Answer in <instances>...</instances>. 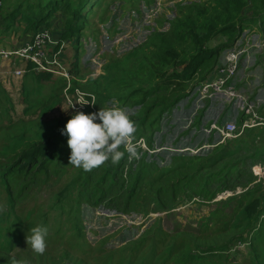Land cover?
I'll use <instances>...</instances> for the list:
<instances>
[{"label":"trees","instance_id":"trees-1","mask_svg":"<svg viewBox=\"0 0 264 264\" xmlns=\"http://www.w3.org/2000/svg\"><path fill=\"white\" fill-rule=\"evenodd\" d=\"M124 1L135 5L140 0ZM16 4L3 16L5 23L0 37L3 31L18 26L17 21L24 23L21 31L25 34L35 33L42 26L49 27L50 16L62 4L66 19L60 39L66 41L67 38H76L79 43L82 27L89 22L88 7L99 8L102 3L101 0H16ZM111 5L105 9L101 22L111 19ZM181 10L180 16L169 20L166 31L154 28L143 43L122 57H115L110 61L101 80L90 79L96 86L94 93L98 108L111 100L112 104L115 102V106L135 110L128 114L136 127L134 140L144 138L148 150L139 149V155L131 158L125 152L117 164L105 161L91 171H84L69 164L67 138L60 132L72 111H66L64 116L60 113L62 115L54 122L39 124L24 119L14 121L11 118L9 125L0 126V191L5 192L8 204L4 211L0 209L2 264H16L12 252L29 216L23 219L15 213L17 203L12 187L30 174H35L36 178L46 175L47 179L42 180H54L52 187L54 183L59 185L54 205L58 209L69 207L75 213L74 216V213L69 215L68 212L69 216H65L67 221L74 223L76 241L73 246L81 249L89 246L83 239L78 215L79 212L82 215L85 207L92 210L102 207L115 209L123 214L169 212L185 200H190L192 189L196 188L197 193L202 195V200L210 201L222 190H230V180L234 184L231 189L241 185L244 187L239 192L242 195L236 197L237 200L240 197V201L229 222V231L234 229L235 233L225 238V241L206 245L203 242L207 238L196 237L187 234L188 232L169 235L158 226L142 232L132 241L134 245L128 250L142 245L143 249L147 245L155 248L154 235L158 232V235L166 238L169 246L159 259L162 262L160 264H165L166 261L170 264H202L205 259L227 255L224 252L232 244L238 243L249 244L252 255L249 264H264V186L257 183L249 187V183L256 180L251 167L257 161L264 162V148H258L261 141L253 143L260 132L264 133V126L248 129L245 134L224 143L214 141L212 137L206 142L200 141L196 149L206 144L212 147L207 150L202 148L200 153L173 154L169 164L154 151L162 148L164 143V137L156 135L162 131L161 122L165 117L171 116L174 108L189 96V89L207 78L219 64L222 52L233 46L247 28L260 27L264 33V0L192 2L180 7ZM162 25L163 22H160V26ZM169 65L175 69L169 71ZM179 67L182 69L179 70ZM64 86L63 79H53L49 72H27L21 85L25 104L23 114L36 108H44V112L54 109L55 104L61 102L59 93ZM195 119L181 136H185L193 127L198 128L200 118L197 116ZM253 131L257 132L252 133ZM244 139L254 147L250 153L245 151L246 147L241 146L242 144L228 152L226 146L229 143L236 140L246 143L242 141ZM262 139L264 140V136ZM243 149L246 153L244 155ZM157 157L159 159L156 160ZM210 179L212 181L208 182ZM242 196L245 200H242ZM66 210L64 208L63 214ZM31 216L33 217L32 213ZM47 216L46 213L45 221ZM211 216H215L214 211L207 218L210 219ZM220 233L216 229L211 236L216 237ZM106 241L105 239L100 243L104 250H107L104 245ZM166 242L162 244L165 245ZM89 244L93 246L91 242ZM113 249L115 247L112 246L110 250ZM64 251L68 254L69 249ZM164 257L168 259L163 262ZM225 260H228V256ZM126 264L132 263L127 260Z\"/></svg>","mask_w":264,"mask_h":264},{"label":"rangeland","instance_id":"rangeland-1","mask_svg":"<svg viewBox=\"0 0 264 264\" xmlns=\"http://www.w3.org/2000/svg\"><path fill=\"white\" fill-rule=\"evenodd\" d=\"M95 1L90 0V2ZM207 1L209 0H140L134 5L124 0H101V7H88L89 22L84 28L82 27L78 39L79 43L75 40L76 38H67L66 41H62L66 44L67 50H65L70 60L69 65L66 64L67 61L64 59L61 60V63L63 65L66 64L67 67L69 66L68 71L73 75L79 69L76 77L81 79L82 82H76L75 85L94 93L95 84L90 79L101 80V76L106 73V66L110 61H113L115 57H122L123 54L143 43L147 35L153 32L154 28L158 27V30L166 31L169 27V20L180 16L183 10L180 11V7L192 2L206 3ZM16 5V0H1L0 31L4 29L3 25L5 22L2 20L4 14L9 13ZM109 5H111V19L101 22V17ZM27 8L23 7V9ZM49 19L50 25L48 28L53 32L54 36L60 37L64 32L66 19L62 4ZM160 22H163L162 26H160ZM17 25L8 31H3V35L0 37V51L6 53L17 49L32 38L33 33L25 34L21 31L24 25L23 22L17 21ZM244 31L235 41L234 45L237 44L236 46L239 47L249 44L250 51L239 64L236 82L242 83L239 86L240 89L247 91L246 93L255 95V99H252V102L263 103L257 104L260 110L264 105V33L260 27L247 28ZM255 33H258L260 36ZM96 36L97 39L95 38ZM163 45L168 46V44ZM10 63L11 60L6 55L0 54V126L3 124L9 125L11 118L14 121L24 119L39 124L54 122L57 117L62 115L60 113H63L64 116L66 111H70L67 105L61 101L57 102L55 108L52 110L44 112V108H36L27 114H23L25 104L23 103L21 94V85L25 74H15ZM21 65L22 63L19 60H15V68ZM168 69L172 71L175 68L169 65ZM181 69L182 67H179V70ZM55 77L58 79L59 76ZM47 85L49 86V84ZM196 85L191 89L193 96L198 94ZM62 93L63 89L59 93L60 100ZM191 100L190 98L183 99L178 104V107L174 108L173 114L165 117V120L161 122L162 131L156 134L159 137H164L163 147H165V149L156 153L167 164L170 163V157L173 154L194 153L192 152L193 150L196 153L201 148L196 149L200 141L206 142L211 137L214 141H221L218 135L209 136V134L204 132V126L206 125L204 121H208L211 117L215 118V116L219 124L229 119L233 120L234 113H237L241 105V102L235 103L229 99H224V102L217 104V99H214L210 107L200 118L198 128H192L184 134L185 136H181L185 128H190L185 127V124L189 125L192 119L191 114L194 109L189 113L190 105L193 104ZM193 105L201 107V104L195 102ZM110 106H115L111 103V100L100 105V107ZM98 109L97 107L96 110ZM135 109H138V107H135ZM125 110L128 114L135 111L131 107H127ZM205 115H208V117ZM255 132L257 131H253L252 133ZM262 136H264V133L260 132V135L253 140V143L261 141L258 147L261 150L264 148ZM242 141L246 143H239V140L229 143L226 146L228 152L242 144L241 146L246 147L245 151L250 153L254 147L245 139ZM184 145L188 146L190 150L184 152L175 151ZM204 149L210 148L204 147ZM245 151L244 149L242 150V155H244ZM197 153H200V151ZM157 159L159 158L157 157ZM256 164L258 166L256 167L257 170L264 167V162L257 161ZM252 172L255 176L256 172ZM43 178L47 179L46 175L43 176L42 174V176H38L37 178L35 174L25 175L18 184L15 183L12 187L17 203L15 213L21 215L23 219L29 216L25 220V227L19 233V242L15 244L14 251L12 252L16 264H126L127 260H130L132 264H160L162 262H159V259L169 249L164 236L158 235V232L155 233V248H150L147 245L143 249L142 245L128 250L134 245L132 241L145 230L161 226V231H165L169 235L188 232L187 234H192L196 237L207 238L203 242L206 245L221 243L225 241V238L235 233L234 229L229 231V222L235 212L234 209L238 207V201H240V197L238 200L236 197L242 195L239 192L241 193L244 187L241 185L231 189L234 187V184L229 180L228 186L230 190H222L210 201L202 200V195L198 194L196 188H194L190 191V196H192L190 200H185L177 208L169 212L151 211L148 214L132 212L125 213L126 215H118L115 212L119 211L115 209L109 211L107 208L102 207L92 210L85 207L82 215H80V212L78 215L82 224L83 239L87 241L89 246L81 249L73 246L76 241L75 233L73 232L74 223L67 221L65 216H69L74 212L69 207H64L67 210L63 214L64 208L58 209V206L54 205L56 199L55 193L58 191L59 185L56 186V183H54L52 187L51 184L54 180L48 179L44 181L42 180ZM244 179L246 180V178ZM257 180L256 178L255 181L249 183V187L262 183L257 182ZM210 181L212 179L208 180V182ZM12 184L13 181L11 182ZM2 191H0V209L4 211V209L8 208V204L5 197L6 194ZM244 196H242V200H245ZM213 211L215 212V216H211L208 219V215H211ZM46 213L48 214L47 221L44 219ZM205 218L208 220H205ZM29 223L32 224L30 225ZM37 224H43L48 228L46 248L43 254L34 253L26 243V236L30 235V229ZM216 229L221 231V233L216 237H212L211 234ZM105 239L107 241L104 245L107 250L102 249V245L100 244ZM88 242H91L93 246ZM163 242H166L165 245L167 246L162 244ZM112 246L115 249L110 250ZM64 249H69L68 254ZM229 249L224 252L227 255H221V258L217 256L205 259L202 264H249L251 262L252 255H250L248 243L232 244ZM160 254L162 255L160 256ZM133 255L135 257H132ZM225 256H228L227 261L225 260ZM165 259L168 258L164 257L163 262ZM210 261L213 262L211 263ZM0 264H2L1 261ZM165 264L170 263L166 261Z\"/></svg>","mask_w":264,"mask_h":264},{"label":"built area","instance_id":"built-area-1","mask_svg":"<svg viewBox=\"0 0 264 264\" xmlns=\"http://www.w3.org/2000/svg\"><path fill=\"white\" fill-rule=\"evenodd\" d=\"M236 45L237 44L227 48L223 52L219 64L215 69L210 72L205 80L196 85V90L198 92L197 95L202 99L221 93L227 96L230 101H234L235 103L241 102V105L239 106L240 108H238L237 111L239 113L237 122L227 121L219 124L216 121H213L210 127L205 129L208 134L212 132L216 133V135L221 138L220 142L237 138L243 135L248 129L264 126V113L261 109L259 110V105L257 106V104L260 103L257 101L252 102V99H255V95L246 93L247 91L240 89L236 82L239 64L242 59L249 54V44H247V46L239 47ZM65 49L66 44L64 42L60 43V41L52 35L49 29L42 28L19 48L6 53L0 51V54L6 55V57L11 60L10 64L13 67L15 74H23L27 64L32 62L36 64V69L38 70L49 71L69 79L65 67L66 64H69L70 57L67 56V49ZM62 59L66 60L67 63L63 65L61 63ZM15 60H19L22 65L15 68ZM63 100L67 105V108L70 110L97 111L95 94L78 87L72 89L71 83H68L64 89ZM82 100H87L94 104L81 106L77 102ZM143 146H145V144H143ZM255 172L258 176V181L264 184V167L259 168V170L255 167ZM115 213L118 215H126L121 212Z\"/></svg>","mask_w":264,"mask_h":264},{"label":"clouds","instance_id":"clouds-1","mask_svg":"<svg viewBox=\"0 0 264 264\" xmlns=\"http://www.w3.org/2000/svg\"><path fill=\"white\" fill-rule=\"evenodd\" d=\"M42 28L49 29L45 26L40 27V29ZM50 32L53 35V32L51 30ZM35 33H33V35ZM54 37L58 39L60 43H62L60 37ZM67 65L65 69L69 75V79L61 75H56L55 73L46 71L53 75V79H56L55 76H59L58 79H63L65 81L63 93L61 94V101L63 104L64 89L68 85V83H71L72 89H75L77 87L82 88L75 85L76 82H82L81 79L76 77L78 73L76 71L75 75L70 73L68 71L69 66L67 67ZM31 71L39 72L44 70L36 69V64L30 62L27 64L23 74ZM188 92L190 93L189 95L193 94L191 89H189ZM77 103L81 106L94 104L87 100L78 101ZM113 104H115V102H113ZM70 111H72L73 113L70 115V118L67 120L64 127L60 129L61 135H64L67 138L66 143L68 148L70 149V154L68 157L70 165L81 168L84 171H91L92 169L102 165L105 161H110L112 164H117L124 156L125 152L131 158L137 157L139 155V149L143 150L145 148V150H148L144 138H140L136 141L134 140L136 127L124 108L119 106H110L100 107L95 112H92L91 110ZM84 111L91 112L85 113ZM143 144H145V146H143ZM121 147H123V150H121ZM204 147L210 148L212 147V145H203L200 149H198V151ZM162 149H165V147L158 148L154 151L158 152ZM177 150L178 152H184L190 150V148L181 147ZM255 176L258 179V176L256 174ZM262 185L264 186V184ZM47 235L48 228L43 224H37L30 229V235L26 236L27 246H30L31 250L34 253L43 254L46 248Z\"/></svg>","mask_w":264,"mask_h":264},{"label":"crops","instance_id":"crops-1","mask_svg":"<svg viewBox=\"0 0 264 264\" xmlns=\"http://www.w3.org/2000/svg\"><path fill=\"white\" fill-rule=\"evenodd\" d=\"M237 84H238V82H237ZM240 84V86H241V82L239 83ZM187 98H190V99H192L191 101H193V104H194V102L195 103H197V104H201V107H197L196 105H193V104H191L190 105V108H189V113L190 112H192L193 111V109H194V111H193V113L191 114L192 116V119H191V121H190V123H189V125H186L185 124V126H192V124H193V122H194V120H195V118H196V115L199 117V118H201L202 116H203V114L205 113V111H207V109H208V107H210V105H211V103H212V101L214 100V99H217V104H219L220 102H224V99L225 100H228L229 98L227 97V96H225V95H223V94H221V93H217V94H214L212 97H208V98H204V99H202V98H200V96L199 95H196V96H193V94H191V95H189ZM207 101V102H206ZM205 102H206V104H205ZM260 104H263V103H260ZM194 106H195V108H194ZM263 108L261 109V111L264 113V105L262 106ZM203 108V109H202ZM173 114V113H172ZM206 117H208V115H205ZM238 118H239V113L237 112H235L234 113V119L233 120H226V121H223V123L224 122H227V121H236L237 122V120H238ZM216 120H218V119H216V116H215V118H213V117H211V119H209L208 121H204V123L206 124L205 126H204V132H206V128H209L210 127V125H211V123L213 122V121H216ZM217 123H218V121H216ZM193 128H195V127H193ZM256 128H258V127H255V128H251L252 130L253 129H256ZM207 133V132H206ZM208 134V133H207ZM245 134V133H244ZM212 135H215L216 136V133H214V132H212V133H210L209 134V136H212ZM205 136H207L206 134H205ZM224 142H226V141H224ZM224 142H220L219 141V143H224ZM176 151H178V150H176ZM192 152H194L195 153V151H192ZM255 167H258L257 166V164H254L251 168H252V171H255Z\"/></svg>","mask_w":264,"mask_h":264}]
</instances>
